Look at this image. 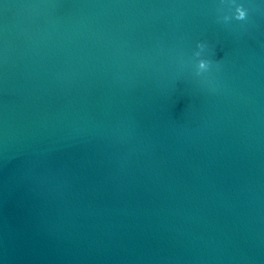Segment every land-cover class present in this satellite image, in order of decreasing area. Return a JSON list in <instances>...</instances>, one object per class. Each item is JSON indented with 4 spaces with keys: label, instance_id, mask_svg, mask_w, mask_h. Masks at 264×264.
I'll use <instances>...</instances> for the list:
<instances>
[{
    "label": "water",
    "instance_id": "water-1",
    "mask_svg": "<svg viewBox=\"0 0 264 264\" xmlns=\"http://www.w3.org/2000/svg\"><path fill=\"white\" fill-rule=\"evenodd\" d=\"M0 264H264V0H0Z\"/></svg>",
    "mask_w": 264,
    "mask_h": 264
},
{
    "label": "clouds",
    "instance_id": "clouds-1",
    "mask_svg": "<svg viewBox=\"0 0 264 264\" xmlns=\"http://www.w3.org/2000/svg\"><path fill=\"white\" fill-rule=\"evenodd\" d=\"M246 18V11H241L240 15L236 17L237 20H244ZM200 48H203V45H199Z\"/></svg>",
    "mask_w": 264,
    "mask_h": 264
}]
</instances>
